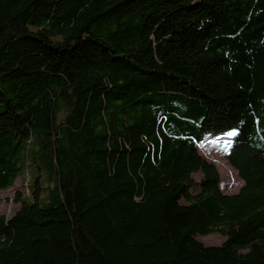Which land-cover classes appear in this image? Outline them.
I'll list each match as a JSON object with an SVG mask.
<instances>
[{
	"label": "trees",
	"instance_id": "obj_1",
	"mask_svg": "<svg viewBox=\"0 0 264 264\" xmlns=\"http://www.w3.org/2000/svg\"><path fill=\"white\" fill-rule=\"evenodd\" d=\"M29 166L0 264H264V0H0V193Z\"/></svg>",
	"mask_w": 264,
	"mask_h": 264
},
{
	"label": "rangeland",
	"instance_id": "obj_2",
	"mask_svg": "<svg viewBox=\"0 0 264 264\" xmlns=\"http://www.w3.org/2000/svg\"><path fill=\"white\" fill-rule=\"evenodd\" d=\"M55 40L60 41V39ZM232 137V133L217 137L206 136L203 142L196 146L198 154L217 168L220 177V191L224 195L236 194L243 185L236 171L225 160L226 151L230 146V139ZM41 170L40 184L43 189V195L44 197H49L51 202H56L58 199L57 181L50 176L43 165L41 166ZM35 175L36 171L33 170L32 166H29L27 172L15 181L12 188L0 193V212L5 217H11L18 209L19 204L14 200L17 194H20L22 198L31 196L28 186L31 185ZM192 178L195 183H199L201 175L199 173L193 174ZM26 180L27 185H25ZM198 239L205 246H221L226 241V237L221 233L210 234L205 237H199Z\"/></svg>",
	"mask_w": 264,
	"mask_h": 264
},
{
	"label": "built area",
	"instance_id": "obj_3",
	"mask_svg": "<svg viewBox=\"0 0 264 264\" xmlns=\"http://www.w3.org/2000/svg\"><path fill=\"white\" fill-rule=\"evenodd\" d=\"M28 180V179H27ZM27 180H26V184L25 185H27ZM6 218H9V217H6Z\"/></svg>",
	"mask_w": 264,
	"mask_h": 264
}]
</instances>
